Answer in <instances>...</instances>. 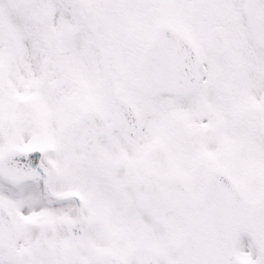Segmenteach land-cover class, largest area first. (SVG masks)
I'll list each match as a JSON object with an SVG mask.
<instances>
[{
  "label": "snow or ice",
  "instance_id": "6c2138e0",
  "mask_svg": "<svg viewBox=\"0 0 264 264\" xmlns=\"http://www.w3.org/2000/svg\"><path fill=\"white\" fill-rule=\"evenodd\" d=\"M0 264H264V0H0Z\"/></svg>",
  "mask_w": 264,
  "mask_h": 264
}]
</instances>
